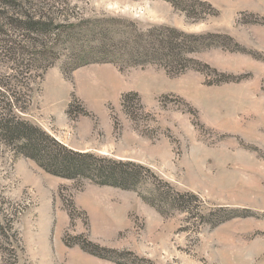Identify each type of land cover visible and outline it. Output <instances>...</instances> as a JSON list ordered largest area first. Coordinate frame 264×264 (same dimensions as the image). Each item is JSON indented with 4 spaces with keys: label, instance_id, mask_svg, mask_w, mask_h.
<instances>
[{
    "label": "rangeland",
    "instance_id": "374dc122",
    "mask_svg": "<svg viewBox=\"0 0 264 264\" xmlns=\"http://www.w3.org/2000/svg\"><path fill=\"white\" fill-rule=\"evenodd\" d=\"M23 121L138 185L49 173ZM0 264H264V0H0Z\"/></svg>",
    "mask_w": 264,
    "mask_h": 264
},
{
    "label": "trees",
    "instance_id": "16d2710c",
    "mask_svg": "<svg viewBox=\"0 0 264 264\" xmlns=\"http://www.w3.org/2000/svg\"><path fill=\"white\" fill-rule=\"evenodd\" d=\"M35 24L44 23L38 21ZM20 130L22 132L20 139L23 141L22 153L34 159L51 174L65 178L84 177L100 185L122 188H133L138 185L139 166L132 161L115 160L93 152L76 151L28 121L22 122Z\"/></svg>",
    "mask_w": 264,
    "mask_h": 264
},
{
    "label": "crops",
    "instance_id": "0c3cea01",
    "mask_svg": "<svg viewBox=\"0 0 264 264\" xmlns=\"http://www.w3.org/2000/svg\"><path fill=\"white\" fill-rule=\"evenodd\" d=\"M109 190V187L105 186V187H99L97 185H93V184H88L85 187V190L81 191L80 193V197L77 200V203L83 208V209H89L90 208V204L89 202L87 203V199L88 196L90 195H94L96 193H104L107 192ZM101 193V194H102ZM52 230V228H49V232Z\"/></svg>",
    "mask_w": 264,
    "mask_h": 264
},
{
    "label": "bare ground",
    "instance_id": "6f19581e",
    "mask_svg": "<svg viewBox=\"0 0 264 264\" xmlns=\"http://www.w3.org/2000/svg\"><path fill=\"white\" fill-rule=\"evenodd\" d=\"M105 76H107L106 74H104ZM109 78V77H108Z\"/></svg>",
    "mask_w": 264,
    "mask_h": 264
}]
</instances>
